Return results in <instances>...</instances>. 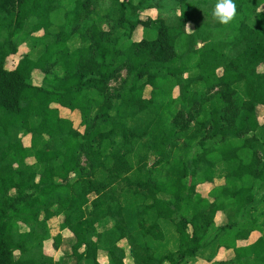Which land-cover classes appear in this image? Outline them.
<instances>
[{
	"label": "trees",
	"instance_id": "1",
	"mask_svg": "<svg viewBox=\"0 0 264 264\" xmlns=\"http://www.w3.org/2000/svg\"><path fill=\"white\" fill-rule=\"evenodd\" d=\"M64 1L0 0V264H64L45 243L59 250L65 239L74 264H103L101 256L129 264L127 240L133 264H191L207 252L211 263L222 248L234 264H264V141L256 135L264 129V0H232L228 24L201 21L206 0H140L136 13L161 1L180 6L178 26L124 10L116 36L90 16L100 0H70L71 9ZM139 25L145 37L135 41ZM74 38L80 45L71 48ZM28 41L38 57L30 49L15 57ZM190 62L199 73L176 99ZM123 70V87L111 89ZM178 99L202 115L190 118L191 131L172 122L183 114ZM62 109L79 111L83 130ZM14 130L29 135V147ZM42 139L54 146L38 147ZM220 166L224 183L204 197L199 185L215 183Z\"/></svg>",
	"mask_w": 264,
	"mask_h": 264
},
{
	"label": "rangeland",
	"instance_id": "2",
	"mask_svg": "<svg viewBox=\"0 0 264 264\" xmlns=\"http://www.w3.org/2000/svg\"><path fill=\"white\" fill-rule=\"evenodd\" d=\"M105 1V2H104ZM193 3H196V1L198 0H191ZM212 1H214V3H212ZM140 2V0H119L117 2V5H115L112 0H100V2L96 5L91 6V10L93 9V12L90 14L91 17H93L96 22L98 27L101 28V30L103 31H116L114 32V36L119 35L122 33L121 29L118 26V23L121 22V18H122V13L125 10V13L127 14V17H131V19L133 20H137L139 18L143 19V20H147L148 18H158V17H165L168 20L172 21V25H175L176 27L178 26V17L180 14V9L181 7L173 4V2L170 1H161V4L158 8H153V9H148V10H137V13L135 10H132L133 7L132 6H136L138 5ZM64 6L66 7V9H71V3L70 0H65L64 2ZM217 1L216 0H206V4L202 5V7L204 9H201V11L198 10L197 16H199L200 18L202 17L201 21H208L210 23H215L216 19H214L213 16H209L208 14H212L213 13V9L216 5ZM115 8L117 10H115ZM112 11H116V13H112L111 16H109L111 14ZM127 11V12H126ZM135 11V13H134ZM258 11H264V3L261 4V6L259 7ZM122 12V13H121ZM133 13V14H132ZM107 19V20H106ZM250 23L253 24V21H251ZM50 31L52 33H57L58 32V28L56 27H52L50 29ZM187 31L188 32H194L195 31V25L194 23H188L187 25ZM145 30L144 28L139 25V27L135 30L134 33V40L135 41H140L143 37H145L144 34ZM34 35H45L44 31H40L37 32L36 34L34 33ZM80 45V41L78 38H74L73 40H71L70 42V46L71 48H76L77 46ZM30 49V57L33 59H36L40 53V48H32V45L30 44V42H26V43H21L20 46V50L18 52V54L15 57H20L23 56V54H26ZM194 62H190L187 65V70L184 72L183 75H179L177 76L178 79V87L175 88L174 90V96L176 97V99L178 97H180L181 95V87L182 84L184 83V80L187 79L188 77L191 76H195L196 74H198V70L197 69H192V65ZM174 66H178L177 64H175ZM51 70H54L53 68H51ZM262 70V69H261ZM127 75L126 70L121 71L120 76L117 79L111 80L110 81V85L109 87H111V89L113 88H122L123 87V80L125 79ZM44 74L36 71L33 75V79H34V83L36 85H40L42 83ZM194 88L196 90H202L203 86L201 84L195 85ZM150 91L151 88H147L146 90V96L150 95ZM238 91L240 93L241 88L240 86H238ZM239 95V94H238ZM241 95L243 96L244 94L241 93ZM208 96L210 97V95L208 94ZM176 101V100H175ZM54 106V105H53ZM175 108L177 111V115L180 111H183V114L179 116L178 120H177V116H175L174 118H172V122L174 121H179L181 126L187 125V129L186 131H191L193 130L195 127V122L192 120H190L191 117L194 118H200L202 115L200 114V112L196 109V108H191L192 110H190L191 112L189 113V110L187 109L186 111L184 110V108L182 109V105L179 102V99L177 101V103H175ZM62 114L64 115H68V118H70L75 127L79 128L81 130H83L82 128H80L81 122H82V118H81V114L79 111H74V112H68L67 110L62 109ZM38 120L37 119H32V124L35 125L37 124ZM259 122L261 125H264V109L259 113ZM13 136L14 138H21L23 137L24 139V144L25 146L29 147L30 146V137L29 135L26 134L25 131L22 130H14L13 131ZM256 135L258 137H260L263 141H264V129L260 130L256 133ZM180 141H184V138L181 137ZM49 147L52 148L54 146L53 142H45L43 139L40 140V144H38V147ZM259 155L262 158L263 156V152L262 149H260L259 151ZM157 158H155L154 156L150 157V162L149 165L152 166L154 164V162L156 161ZM30 161V160H29ZM81 166L84 169H88L89 168V164L87 159L82 156L81 157ZM159 167V166H158ZM37 171H40V167H36L35 168ZM225 173V170L223 168V166H220L217 174H216V181L215 183H205V184H200L198 187V191L204 196V197H208L210 198V192L211 189L216 185H220L223 184L224 181L221 178ZM228 218H226L224 216L223 213H219L216 221L218 225L221 224H225L227 222ZM105 224H101L99 227V232H101L104 229ZM168 235H170L172 233V230L170 228V226H168L166 228ZM259 236V233H254L252 235V237L249 240H245V241H239L238 245H248L250 243H252L254 240H256V238ZM93 238H95V236H93ZM121 246L123 248H125L126 252H127V257H126V261L129 264H133V257L131 255V247L129 244V241H122ZM70 243L68 241V239H65L63 241V244L61 246V248L59 250H56L53 246V242L52 241H47L45 243V253L53 256L56 260L58 259H62L64 264H74V259H72L70 256L71 254V247H70ZM211 255L207 252L205 253V258L198 256V258L195 260V262H192L191 264H211L212 262L218 261V262H224V263H228V264H234V259H235V254L233 252V250H227V249H220L219 253L216 254L215 257H212L213 260L212 262H208L206 259H208L207 257H210ZM100 261L103 264H108L107 261V257L106 256H101L100 257Z\"/></svg>",
	"mask_w": 264,
	"mask_h": 264
},
{
	"label": "clouds",
	"instance_id": "3",
	"mask_svg": "<svg viewBox=\"0 0 264 264\" xmlns=\"http://www.w3.org/2000/svg\"><path fill=\"white\" fill-rule=\"evenodd\" d=\"M236 7L232 0H217L213 17L220 24H228L235 16Z\"/></svg>",
	"mask_w": 264,
	"mask_h": 264
},
{
	"label": "crops",
	"instance_id": "4",
	"mask_svg": "<svg viewBox=\"0 0 264 264\" xmlns=\"http://www.w3.org/2000/svg\"><path fill=\"white\" fill-rule=\"evenodd\" d=\"M241 246V245H240Z\"/></svg>",
	"mask_w": 264,
	"mask_h": 264
}]
</instances>
